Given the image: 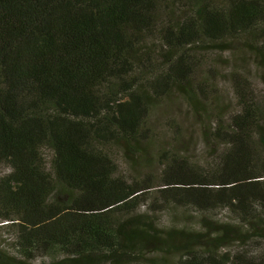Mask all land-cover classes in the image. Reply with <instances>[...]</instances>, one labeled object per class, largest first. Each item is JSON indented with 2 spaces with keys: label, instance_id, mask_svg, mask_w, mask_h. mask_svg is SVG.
<instances>
[{
  "label": "trees",
  "instance_id": "16d2710c",
  "mask_svg": "<svg viewBox=\"0 0 264 264\" xmlns=\"http://www.w3.org/2000/svg\"><path fill=\"white\" fill-rule=\"evenodd\" d=\"M214 50L248 54L263 95L235 71L216 107ZM1 167L0 264H264V0H0Z\"/></svg>",
  "mask_w": 264,
  "mask_h": 264
},
{
  "label": "rangeland",
  "instance_id": "374dc122",
  "mask_svg": "<svg viewBox=\"0 0 264 264\" xmlns=\"http://www.w3.org/2000/svg\"><path fill=\"white\" fill-rule=\"evenodd\" d=\"M237 58H235V57ZM231 55L229 51H223L220 52L219 50H214L209 52V55H206L208 58V72L209 69L211 71L209 72L210 78L214 80V86L208 88V92L210 93V98L212 96V100L215 102V106L219 107L220 110H230L226 109L225 107L230 106V108L235 107V103L237 100L235 99L234 95V89L233 85H231V78L232 74L236 71H244V74L250 78V84L251 87L254 89L256 94L261 97L263 95V85L261 81V72L256 67H254V63L252 62L253 59L249 58L248 54H241V56L237 55ZM204 72V71H203ZM213 84V83H212ZM186 105L183 103V101L178 97L175 96L170 100V104L167 106L166 110H170L166 113V111H162L164 113V116H170V118L178 120L180 123L185 121V116L183 113L185 112ZM229 112H225V114H228ZM182 126V124H180ZM185 127L187 129V133L189 135V147L191 148V151L194 153V156H202L204 153L208 152L207 143L202 137L201 129L203 127L195 126L191 124H185ZM162 131V130H161ZM168 136L171 135V133H167ZM169 138V137H168ZM188 141V140H186ZM9 169L6 167L0 168V174L8 172ZM151 202H147L144 207L142 208V211H148L149 212V205ZM183 210H177L174 207H164L160 209L157 212V220L159 225L166 224L167 220L172 219L173 217H176L178 221L185 223L188 226L195 225L196 221H192L187 219H181L179 216H177L178 213H182ZM179 215V214H178ZM226 216L225 212H222L218 214L217 218L222 219ZM6 223H2L0 220V255L4 256H10V257H16V253L14 249L12 248L13 242L16 238V230L14 227L6 226L4 225ZM264 243V240H262ZM236 247L234 245H231L227 247V250H235ZM226 251V250H225ZM155 253L152 252H146L144 254V257H140L141 264H151V259L154 257ZM49 255L47 254H38L32 261L29 262V264H49ZM173 261H176L174 259Z\"/></svg>",
  "mask_w": 264,
  "mask_h": 264
}]
</instances>
